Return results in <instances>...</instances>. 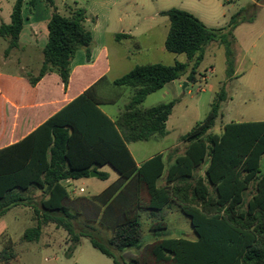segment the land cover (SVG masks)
<instances>
[{"label":"trees","instance_id":"trees-1","mask_svg":"<svg viewBox=\"0 0 264 264\" xmlns=\"http://www.w3.org/2000/svg\"><path fill=\"white\" fill-rule=\"evenodd\" d=\"M48 23V42L42 49L38 72L28 70L32 85L49 73H56L65 87L70 80L75 53L84 49L90 56L92 33L89 14L77 2L67 15L58 12L53 0ZM24 0H16L9 23H0V39L7 42L4 56L20 49ZM240 9L227 26L209 27L194 14L180 8L165 12L170 29L165 42L168 52L185 54L188 62L175 65H137L111 82L135 91L116 119L100 105L112 103L99 95L98 87L110 83L103 77L50 117L22 141L0 150V217L24 204L23 192L42 189L46 197L36 208L37 224L25 230L22 239L39 240L43 227L55 224L68 234V256L82 238L114 264L132 250L141 251L128 264H264V121L230 122L221 134L212 129L228 100V81L216 93L211 110L180 140L185 152L167 166L163 154L140 166L128 144L149 141L167 134L166 123L175 101L149 108L142 104L148 95L175 80L196 82L197 69L206 47L220 41L227 47L230 70L235 62L236 27L252 22ZM111 166L119 178L99 195L73 197L64 180L90 177L107 180L98 169ZM206 166L203 174L199 169ZM163 180V184H159ZM253 189V192H251ZM250 193V194H249ZM249 194V197L247 198ZM177 205L190 218L196 239L164 235V220L151 224V238L143 234L142 214L156 217L165 208ZM100 227L111 232L103 240ZM16 258L9 238L0 251V260Z\"/></svg>","mask_w":264,"mask_h":264},{"label":"crops","instance_id":"crops-1","mask_svg":"<svg viewBox=\"0 0 264 264\" xmlns=\"http://www.w3.org/2000/svg\"><path fill=\"white\" fill-rule=\"evenodd\" d=\"M15 1L12 4V10ZM53 1L58 12L65 15L69 13V6L75 2H77L79 6H84L87 9L89 18L86 25L91 31L93 39L90 56H87V53L84 49H79L75 53L71 63L70 80L67 87L64 86L60 77L56 73L46 74L38 83L32 85L25 73L19 71V65L21 66V69L28 67L29 70H34L35 72L36 70L34 67L37 64H41L42 49L48 42V23L52 15L53 8L49 5L47 0H24L22 7L23 26L19 36L20 49L16 50V52L20 53L19 60L17 61V64L13 66L9 63H12V54L15 51L11 52L8 57L1 56L0 54V150L22 141L50 117L55 115L58 111L81 95L101 78L105 77L108 82H113L114 80L130 72L137 65L153 64L154 62L139 63L138 61L133 63V59L146 48L145 44L148 42H156L154 35L155 29H162L161 40L164 49L166 50L165 42L170 29V21L168 16L164 15L163 12L171 9L172 7H165V4L159 5V2H167L169 0ZM3 2V0H0V23H9L11 20L12 11L8 14V17L5 18L3 16L2 9ZM257 6L263 11L264 4H261L259 1H257ZM259 19H262L261 13L255 17L252 22H244L238 25L234 30L235 43L242 50V60L239 62L238 69L235 73L237 75H246L247 73L252 72L258 66H264V34L260 33L257 35V33L254 32ZM250 33L253 35H250ZM248 35V40H250L251 44L247 49H242V42ZM113 41L117 42V44L119 43L120 45L131 43L132 46L130 47V51L129 46L125 47V49L121 51ZM259 42L260 48L258 46ZM255 48H259L258 51L255 50ZM244 61H249L250 63V67H248L245 71L241 70V66L243 65ZM211 72H214L213 68L211 69ZM185 78L186 77H184V79ZM205 78L207 79L206 81H209L207 76ZM210 86L214 88L212 85ZM106 88L107 87H105V83L100 85L98 87L99 95L109 101L115 102L116 97L119 96L121 92H117L116 97H105L107 96V90H105ZM104 112L110 118L116 119L122 111L114 116L109 115L106 111ZM170 117L171 115L169 116V119L166 123L167 134L169 132L170 124L173 129H175V126L177 125V122H172ZM193 127L194 125L192 128ZM181 136L178 138V140L181 138ZM164 137H154L149 141L143 142H154L157 144L160 143ZM177 145L178 143L169 148L167 151H159L156 149L154 153L149 155L150 157L141 163L136 161L135 155L131 151L129 144L128 148L138 166L158 154L164 155L166 164L169 166L178 156L174 151L171 150ZM102 169L99 168L98 170ZM111 178L112 177L109 174L107 181L112 180ZM118 178L119 175L116 178H113V181L110 183V185ZM75 181L77 180H64L62 185L66 187L69 192L70 190L76 192V189H71V186L75 183ZM159 184H162L161 181ZM22 194L25 198L31 199L27 200L22 205L13 207L17 208V211L21 209L35 210L36 208H40L41 200L46 197L42 189L36 188H32L27 192H23ZM13 208H11L8 212H10ZM21 219V216L16 215L13 220L18 223V221ZM9 224L11 223H6L4 221L0 222V236L8 233L9 238L13 241V238L9 233ZM49 225L53 229L52 231L61 232L63 230L62 228H56L55 224L51 223L47 226ZM47 226L43 227L39 240L43 239L45 236ZM24 232L25 230L23 231V234ZM65 233V243L67 245L68 234L66 231ZM23 234L21 236H23ZM151 234V232H148L144 234V236L147 240H149L151 238ZM51 238L53 237L50 235V239ZM39 240H37V242ZM80 244L76 247L71 256L66 255L67 252H65V256L69 257V259H73V264H87L86 259H83V257L79 255ZM42 245L49 246L51 243L50 241H47L43 242ZM15 252L16 258L9 262H3L0 260V264H20L23 261L22 254L18 252L17 249H15ZM27 253H32V251H27ZM140 253L141 251H139V254ZM134 255L137 256L138 254ZM109 259L111 262L95 256V262L97 264H114L113 260L111 258Z\"/></svg>","mask_w":264,"mask_h":264},{"label":"rangeland","instance_id":"rangeland-1","mask_svg":"<svg viewBox=\"0 0 264 264\" xmlns=\"http://www.w3.org/2000/svg\"><path fill=\"white\" fill-rule=\"evenodd\" d=\"M3 1V16L7 18L8 14L12 11V4L15 0ZM257 1L264 4V0H169L167 2L160 1L159 5L165 4V7H175L188 11L198 17L207 26L215 28L227 26L230 18L242 8L247 9V12L244 14L246 17L254 13L256 14L255 17H257L261 13L262 19L257 21V25L254 29V32L258 35L260 33L264 34V9L262 11L261 8L257 6ZM154 35L156 42H148L145 44L146 48L133 59V63L135 61L139 63L154 62L172 66L177 62H188V58L185 54H174L164 49L161 40L162 29H155ZM250 35L253 34L250 33ZM248 38L249 35L243 40L242 45L244 48L242 47V49H247L251 44ZM260 42L258 44L259 48ZM114 43H116L121 51L127 46H129L130 51V47L132 46L131 43H125L123 45L117 44V42ZM6 47L7 42L0 39L1 56H4ZM259 48H255V50L258 51ZM234 52L235 62L231 77H228L230 65L228 63L227 47L220 41H213L205 49L204 60L199 66L196 82H187L183 77L182 79L168 83L164 88L148 95L142 104L143 108L152 107L160 103L176 102L170 120L172 122H177V125L175 129L172 128L171 124L169 125V132L160 143H146L143 141L129 143L130 149L135 155L138 163L150 157L149 155L154 153L156 149L159 151H167L177 143L178 145L171 150L177 155H182L185 152L186 144L181 142L180 139L178 140V138L207 116L211 110L216 93L226 81H228L229 97L224 103L221 114L216 119V124L212 131L220 134L224 130V125L232 121L249 122L264 120V66H258L246 75H237L235 73L238 69L239 62L242 60V50L236 43L234 45ZM19 57L20 53L15 50L12 54V63L9 64L15 66ZM40 65L41 64H37L34 67L36 70L35 73L38 72ZM248 67H250L249 61H244L241 70L245 71ZM212 68L214 72H211ZM28 70V67L21 69L19 65L20 72L25 73ZM206 76L209 78V81H206ZM105 87H107L105 89L107 90V96L105 97H116L117 92H121V94L116 97L115 102L100 105L109 115L114 116L124 110L125 105L130 101L135 89L130 87H117L111 84V82L105 83ZM261 164L263 167L264 156ZM205 168L206 166L203 165L199 169V174H203ZM100 169H102L99 170L101 172L109 173L112 180H101L93 176L77 180L71 186V189H76V192L70 190L71 195L73 197H93L99 195L110 185L113 178L118 176V173L109 165L101 167ZM161 183L163 184V180ZM81 187H83L84 192L79 191ZM251 192H253V189H251ZM17 210V208H13L0 218V222L4 221L6 223H11L9 224V233L15 243V249L22 254L23 261L20 264H73V259H69V257L65 256V252H67L69 248V243L67 245L65 243V231H52L53 229L49 225L46 228L43 239H40L38 242L24 241L21 235L24 230L36 225V214L33 209ZM16 215L22 217L18 223L13 220ZM161 219L164 220V225L166 226L164 230L165 236L184 237L191 240L196 239V234L191 225L190 218L187 217L177 205H171L165 208V210L156 217H152L148 213H143V234L150 232L151 224ZM100 234L103 240L111 236V232L102 227H100ZM50 235L53 238L50 239ZM7 239H9L8 233L0 236V251L3 249ZM82 239L79 255H81L83 259H86L87 264H97L95 262V256L111 262L108 257L93 248L87 238ZM47 241H50L51 245L43 246L42 243ZM27 251H32V253L28 254ZM134 254L139 255V250L132 249L126 252L123 257H120V254H118V260L121 264H128L132 257L135 256Z\"/></svg>","mask_w":264,"mask_h":264},{"label":"water","instance_id":"water-1","mask_svg":"<svg viewBox=\"0 0 264 264\" xmlns=\"http://www.w3.org/2000/svg\"><path fill=\"white\" fill-rule=\"evenodd\" d=\"M98 172H96V171H91L90 172V176H93V177H98Z\"/></svg>","mask_w":264,"mask_h":264},{"label":"built area","instance_id":"built-area-1","mask_svg":"<svg viewBox=\"0 0 264 264\" xmlns=\"http://www.w3.org/2000/svg\"><path fill=\"white\" fill-rule=\"evenodd\" d=\"M79 191H80V192H84V189H83V188H80Z\"/></svg>","mask_w":264,"mask_h":264}]
</instances>
